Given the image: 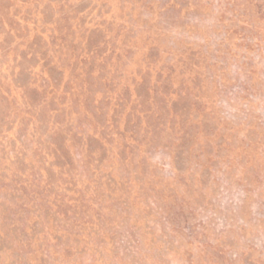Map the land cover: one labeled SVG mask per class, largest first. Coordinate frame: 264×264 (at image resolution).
<instances>
[{
  "label": "rangeland",
  "instance_id": "obj_1",
  "mask_svg": "<svg viewBox=\"0 0 264 264\" xmlns=\"http://www.w3.org/2000/svg\"><path fill=\"white\" fill-rule=\"evenodd\" d=\"M0 264H264V0H0Z\"/></svg>",
  "mask_w": 264,
  "mask_h": 264
}]
</instances>
